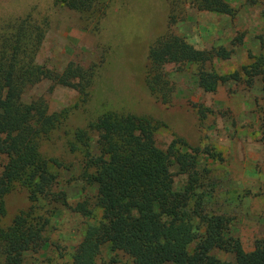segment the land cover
I'll return each mask as SVG.
<instances>
[{
  "label": "rangeland",
  "instance_id": "obj_1",
  "mask_svg": "<svg viewBox=\"0 0 264 264\" xmlns=\"http://www.w3.org/2000/svg\"><path fill=\"white\" fill-rule=\"evenodd\" d=\"M172 1L177 2V12L183 17L172 28L175 34L200 50L223 46L232 52L230 59H216L205 69L229 76L242 72L253 62L252 57L264 55V0L256 5L227 0L235 16L199 11L190 0H101L87 13L71 10L56 0H0L1 21L30 16L33 24L45 29L36 59L39 65L58 74L71 63L96 68L85 103L76 90L47 80L23 96L28 102L43 96L50 112L58 113L61 121L41 143L49 171L56 177L53 192L57 199L31 202L30 190L22 181L14 182L4 198L6 214L0 216V228L9 227L32 205L30 218L43 225V247L27 254L23 264H74L83 232L102 220L97 187L84 175V154L72 153L68 142L78 129H85L107 112L152 118L158 123L157 145L163 150L180 140L191 148L182 145L183 150H198L199 169L210 171L207 210L232 219V235L240 238L247 252L264 238V79L243 76L240 82L225 81L216 92L207 93L198 85V66L165 64L163 72L170 87L157 100L146 82L148 54L153 43L168 33ZM90 135L95 152L97 134ZM4 162L0 158V175ZM172 170L175 189L180 190L187 178L177 167ZM79 204L91 215L78 213L75 208ZM213 254L222 260H235L233 254L223 251ZM115 259L130 263L125 254L108 246L97 263L114 264Z\"/></svg>",
  "mask_w": 264,
  "mask_h": 264
},
{
  "label": "trees",
  "instance_id": "obj_2",
  "mask_svg": "<svg viewBox=\"0 0 264 264\" xmlns=\"http://www.w3.org/2000/svg\"><path fill=\"white\" fill-rule=\"evenodd\" d=\"M190 1L199 11L227 16L236 13L227 0ZM100 2L56 0L80 13L92 11ZM247 2L256 5L258 0ZM171 5L168 33L153 43L148 54L146 82L157 100L170 87L163 72L165 64L198 66L197 82L207 93L216 92L222 82H240L243 76L264 79V55L252 57L253 62L242 72L229 76L205 69L216 59H230L232 52L223 46L200 50L175 34L172 28L183 17L177 12V2ZM30 18L0 20V158L5 160L0 175V216L6 214L4 198L17 181L27 185L33 203L57 199L53 192L56 177L49 171L41 143L61 125L60 115L50 112L43 96L25 101L27 90L47 80L76 90L85 103L96 73L95 66L84 69L71 63L58 74L39 65L36 59L45 29ZM261 123L264 129V113ZM157 129L158 123L150 117L107 112L85 129H78L69 140L72 153L84 154V175L97 187V205L103 211L102 220L83 232L74 264H98L106 246L130 260L122 263L115 259L114 264H264V238L247 252L240 238L232 235V219L207 210L210 171L199 169L198 150H183V146L191 149L184 140L173 142L166 150L159 148ZM90 133L97 134L95 152ZM173 167L187 178L180 190L175 189ZM32 207L18 214L9 227L0 228V264H23L27 254L43 247V225L30 218ZM75 209L83 216L91 215L84 204ZM216 250L233 254L235 260L216 257Z\"/></svg>",
  "mask_w": 264,
  "mask_h": 264
}]
</instances>
